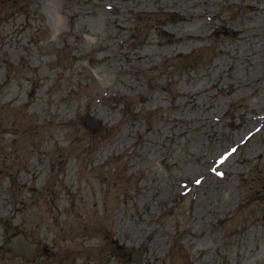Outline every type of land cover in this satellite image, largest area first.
<instances>
[{
  "label": "rangeland",
  "instance_id": "374dc122",
  "mask_svg": "<svg viewBox=\"0 0 264 264\" xmlns=\"http://www.w3.org/2000/svg\"><path fill=\"white\" fill-rule=\"evenodd\" d=\"M22 1L0 0V264L145 241L141 264H264V0Z\"/></svg>",
  "mask_w": 264,
  "mask_h": 264
},
{
  "label": "water",
  "instance_id": "95a60500",
  "mask_svg": "<svg viewBox=\"0 0 264 264\" xmlns=\"http://www.w3.org/2000/svg\"><path fill=\"white\" fill-rule=\"evenodd\" d=\"M168 35V34H167ZM98 123L97 121H95V118H88V122L87 125H93ZM11 242L9 244V247H12V249L14 250L15 253L22 255L25 258H29V255H27V253L30 250L33 249V247L35 246L32 243H28L25 238L23 237V235L19 234L17 237H13L11 239ZM147 243H143L138 249H136L131 257V261L134 262L135 264H141V258L143 256V252L144 249L146 248Z\"/></svg>",
  "mask_w": 264,
  "mask_h": 264
},
{
  "label": "flooded vegetation",
  "instance_id": "af4514ba",
  "mask_svg": "<svg viewBox=\"0 0 264 264\" xmlns=\"http://www.w3.org/2000/svg\"><path fill=\"white\" fill-rule=\"evenodd\" d=\"M5 1V0H4ZM23 1H26V0H23ZM22 1V2H23ZM12 2H13V4L14 5H16L17 3H18V0H12ZM77 6H80V5H77ZM62 38V40H66V37L65 36H62L61 37ZM59 39V38H58ZM60 40V39H59ZM60 43V41L58 42V44ZM64 47L66 48L67 47V45L64 43ZM61 50V49H60ZM62 51V50H61ZM9 132L11 133V134H16V132H17V130L15 129H9ZM16 140H12V145H15L16 144ZM11 156V155H10ZM11 158H12V160H13V164L14 165H19L18 164V161L20 160L19 158H18V156H16V154L12 157L11 156ZM50 169L51 170H54L55 169V166H54V164L52 163L51 165H50Z\"/></svg>",
  "mask_w": 264,
  "mask_h": 264
},
{
  "label": "bare ground",
  "instance_id": "6f19581e",
  "mask_svg": "<svg viewBox=\"0 0 264 264\" xmlns=\"http://www.w3.org/2000/svg\"><path fill=\"white\" fill-rule=\"evenodd\" d=\"M194 37H196V38H197V41H201V39H203V38H204V36H203V35L194 36ZM194 37H193V36H191V38H193V39H194Z\"/></svg>",
  "mask_w": 264,
  "mask_h": 264
}]
</instances>
